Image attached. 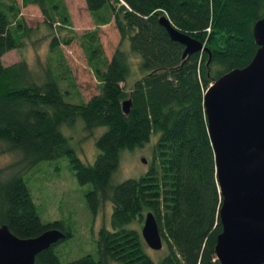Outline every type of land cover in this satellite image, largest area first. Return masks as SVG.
I'll use <instances>...</instances> for the list:
<instances>
[{
  "label": "trees",
  "instance_id": "trees-1",
  "mask_svg": "<svg viewBox=\"0 0 264 264\" xmlns=\"http://www.w3.org/2000/svg\"><path fill=\"white\" fill-rule=\"evenodd\" d=\"M84 1L96 28L76 34L64 0H0V142L18 155L0 176V225L20 238L49 229L64 233L34 264H213L221 196L203 95L217 78L253 58L258 45L252 29L264 16V0ZM22 6L38 7L47 30V57L36 68L23 58L10 65L1 60L37 35L20 15ZM161 17L203 49L183 56L184 45L169 37ZM110 22L119 42L108 58L97 29ZM73 39L98 81V93L87 101L60 49ZM128 78L133 81L127 85ZM78 118L86 135L105 127L92 163L82 162L69 144L73 130L61 131ZM151 135H157L152 165L138 178L114 183L122 153ZM59 157L67 158L78 184L90 185L85 199L92 213L111 204V228L99 229L96 258L86 254L61 263L56 246L71 230L62 220L41 221L27 184L25 174ZM147 212L167 247L158 261L141 235Z\"/></svg>",
  "mask_w": 264,
  "mask_h": 264
},
{
  "label": "water",
  "instance_id": "water-1",
  "mask_svg": "<svg viewBox=\"0 0 264 264\" xmlns=\"http://www.w3.org/2000/svg\"><path fill=\"white\" fill-rule=\"evenodd\" d=\"M159 22L172 40L184 45L183 56L203 49L201 42L177 31L167 18ZM252 32L258 49L251 61L217 78L203 95L221 196V231L213 264L264 263V16ZM130 104L129 99L122 102L124 113ZM141 235L150 249H161L152 212L144 215ZM64 237L60 230L49 229L20 238L0 225V264H34L40 251Z\"/></svg>",
  "mask_w": 264,
  "mask_h": 264
},
{
  "label": "rangeland",
  "instance_id": "rangeland-1",
  "mask_svg": "<svg viewBox=\"0 0 264 264\" xmlns=\"http://www.w3.org/2000/svg\"><path fill=\"white\" fill-rule=\"evenodd\" d=\"M18 3L20 0H17ZM70 20V27L76 34H81L96 28L95 20L88 12L84 0H64ZM20 15L26 24L35 29V36L21 50H10L6 52L1 60L4 65H10L23 58L31 63L34 68L37 63L44 61L47 57L48 38L43 37L46 28L42 25L43 17L36 6L20 7ZM98 35L104 54L110 58L113 50L119 42V34L113 22L100 25ZM128 45V42H126ZM32 46V47H30ZM203 47V46H202ZM60 49L64 55L65 62L70 68L71 75L75 79L77 89L84 101L98 93V81L91 68L86 62V57L79 44L78 39H73L70 44H61ZM32 67V68H33ZM33 68V69H34ZM133 78H128V84ZM83 123L78 118L73 127H61L65 135H71L69 144L73 147L77 156L84 163H92L97 154L95 141L105 130L98 127L93 133L86 135L82 133ZM64 128H66L64 130ZM82 129V130H81ZM70 130V131H69ZM157 135H151L150 140L143 146L126 150L122 153L117 172L114 175L115 182L127 178H138L144 174L153 163V145ZM15 152L6 151V147L0 142V176L3 171L17 159ZM145 160V162L143 161ZM40 172L32 171L31 175L25 174L28 186L32 188V196L37 205L41 221L44 223L62 220L70 228L72 236L58 243V251L61 263L80 258L86 254L97 257L96 238L100 228H111V204H104L95 214L92 213L85 199V192L90 185L77 183L66 157L43 162ZM216 164V163H215ZM216 166V165H215ZM30 179V180H29ZM141 222L139 223L140 226ZM134 226L135 223H134ZM154 261H158L167 253L164 245L159 250H149ZM158 257V258H156Z\"/></svg>",
  "mask_w": 264,
  "mask_h": 264
}]
</instances>
